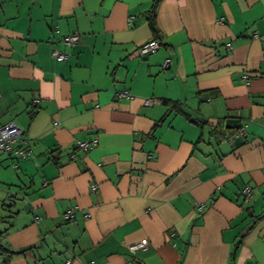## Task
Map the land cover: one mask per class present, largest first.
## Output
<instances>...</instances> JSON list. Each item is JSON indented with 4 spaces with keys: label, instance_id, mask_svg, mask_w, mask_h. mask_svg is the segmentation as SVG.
I'll return each mask as SVG.
<instances>
[{
    "label": "crops",
    "instance_id": "crops-1",
    "mask_svg": "<svg viewBox=\"0 0 264 264\" xmlns=\"http://www.w3.org/2000/svg\"><path fill=\"white\" fill-rule=\"evenodd\" d=\"M151 2L0 0V264H264V0Z\"/></svg>",
    "mask_w": 264,
    "mask_h": 264
},
{
    "label": "built area",
    "instance_id": "built-area-1",
    "mask_svg": "<svg viewBox=\"0 0 264 264\" xmlns=\"http://www.w3.org/2000/svg\"><path fill=\"white\" fill-rule=\"evenodd\" d=\"M79 37H80L79 32L73 31L69 34L62 35L60 37V42L65 46H72L79 41ZM159 45H160V40L158 38H151L150 40L139 45L136 51L139 56H143L156 51ZM67 55L68 54L66 51L61 50L59 48L53 47L51 49V56L53 57V59L57 61L66 59ZM168 66H169V59L165 58L163 62V67H168ZM117 95L118 97L129 96V93L127 91H119ZM154 101L155 99L146 98L144 99L143 103L145 105H151ZM237 132L245 135V131L242 128L239 129ZM21 139H22V129L18 125H16L13 122H8L0 125V154L11 153L16 158H24L29 156L31 154V151L27 148H22L20 146ZM95 143H96V139L77 140L76 146L77 148L85 151L90 149ZM250 189L251 188L249 185L245 186V188L243 189L245 201H247L250 198V194H251ZM63 216L64 219H71L73 218V211L67 210ZM35 220L38 221V217H35ZM147 245H148L147 239L142 238L140 240L130 242L126 246L130 252L134 253L138 249L146 248ZM64 264H71V259L70 258L66 259Z\"/></svg>",
    "mask_w": 264,
    "mask_h": 264
},
{
    "label": "trees",
    "instance_id": "trees-1",
    "mask_svg": "<svg viewBox=\"0 0 264 264\" xmlns=\"http://www.w3.org/2000/svg\"><path fill=\"white\" fill-rule=\"evenodd\" d=\"M159 1L160 0H152L151 5H150V7H149V9L147 11L148 12L147 13V19L149 21V24L151 26V29L153 30V36L155 38L157 37V27H156V24H155V13H156V9H157V6H158ZM163 102H165L167 105H169V109L168 110H170V109H177V110H180L181 111V108H180L179 105H177V103H175L173 101L166 100V99H163ZM245 186L243 187V189L245 188ZM243 189H241V192L239 194V195H241V199L240 200L238 199V202H239L240 205H242L243 202L245 201V196H244V193H243ZM248 200L245 201V202H247V205H248ZM262 215H264V212H262L260 214H257L254 217H255V219H258ZM66 220H68V219H66ZM1 236H2V233L0 232V249L4 250L7 253V256H11L13 254H20V253H23L25 250L31 248V247H25V248H21V249H17V250L7 249L1 243ZM233 252H234V250H233Z\"/></svg>",
    "mask_w": 264,
    "mask_h": 264
}]
</instances>
